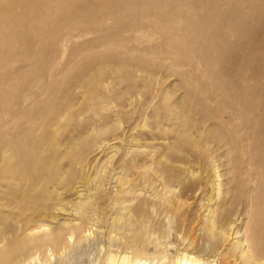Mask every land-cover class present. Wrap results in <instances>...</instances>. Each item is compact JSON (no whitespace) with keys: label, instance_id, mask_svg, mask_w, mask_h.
I'll return each mask as SVG.
<instances>
[{"label":"rangeland","instance_id":"obj_1","mask_svg":"<svg viewBox=\"0 0 264 264\" xmlns=\"http://www.w3.org/2000/svg\"><path fill=\"white\" fill-rule=\"evenodd\" d=\"M14 2V13L0 6V104L4 76L19 69L43 77L23 112L65 108L34 134L31 162L0 143V264L81 218L93 238L71 244L74 264H91L96 243L159 255L167 226L170 256L246 264L244 244L264 249V0ZM98 192L82 215L67 203ZM121 197L122 212L111 203ZM151 202L132 218L136 231L113 230L116 214ZM48 248L38 261L58 251Z\"/></svg>","mask_w":264,"mask_h":264},{"label":"bare ground","instance_id":"obj_2","mask_svg":"<svg viewBox=\"0 0 264 264\" xmlns=\"http://www.w3.org/2000/svg\"><path fill=\"white\" fill-rule=\"evenodd\" d=\"M14 3V0H4V2H0V6L5 13H14ZM42 82L43 77L35 76L34 73H23L19 69H14L11 72L7 73L2 81L0 104V143L2 144L6 153H9L11 156H14L21 162L25 163L31 162L36 152L34 145L36 144L38 134L37 136H35L34 134H36L39 130H42L44 127L49 126L51 124L49 123L50 119H53L55 114H60V111L62 112L65 108V105H59L55 107L42 105L40 108L35 110L34 113H32L34 115L28 114V112H23L24 103L27 101L30 95L34 96V89L39 88L41 85H43ZM97 106H95L93 109L97 108ZM54 122H52V124H54ZM100 146L101 145H97L96 148ZM33 178V174H30V176L28 177L29 180ZM102 185L103 184L101 183V185L97 186L96 189L99 191V187H101ZM100 198L101 197L99 196L98 192V195L95 196L94 202L86 198V200L88 201H67V203L70 204V207H74L73 210L76 214L82 215L90 208H95V205L98 203V200ZM163 202L166 203L167 201ZM111 203L112 206L117 205L119 211L122 212L123 210H126L128 208L129 200L121 197L114 199L113 201H111ZM154 205L155 203L152 202L146 205L137 204L127 216H124L122 213L116 214L113 217V222L111 224L113 230L126 231L127 229L128 233L136 231L133 230L135 229L133 228L135 220H133L132 218L136 214H142V212L145 210V206L150 208L152 212ZM162 207L164 210L167 209V205H163ZM59 208L65 210L61 207ZM166 214L167 212L165 213V215ZM171 218H167L168 225L172 223ZM210 218L211 216L208 215L205 222H208L209 224L204 228V230L206 233L205 235H210L212 246L215 247L218 246V233L215 232L217 224L216 221L211 220ZM94 219L96 224L100 221V218H98L97 216H95ZM148 222H144L141 228L149 226L147 225ZM84 223L85 220H83L82 218L79 222H71L67 224L61 223L56 228L57 232L49 231V234L45 237H30V239L26 241V243H29L27 254L21 255V257L17 259V261L12 262L11 264H54V261H58L59 263L71 261L70 263L74 264L77 256L73 255L74 246L71 244L77 245L81 241H84L86 243L89 238H93L91 237L93 236V232H90V228H84ZM45 226L46 225L40 224V226L38 227H33L31 229L27 228L22 231L25 235L35 234L38 230H42L41 227ZM46 229L49 230V227H47ZM61 229H67V235L65 236V238L59 232ZM174 232L175 231L172 226H167L164 233L158 236V245L162 246L163 248L159 255H149L147 253L145 254L139 252L131 246L121 248L119 245L117 246L118 243L111 244V242L110 245H108L106 248L102 245L97 246L96 243L95 254L89 260V262L91 264H222L221 262L217 263V260L215 261V257L219 255L218 253L204 258L203 255H200L199 253H189L185 249L184 251H177L175 255L170 256L169 249L173 247L174 243L171 240V235L172 233L174 234ZM80 233L82 235H80ZM184 241L185 238L181 237L182 244L184 243ZM52 245L55 247L58 246V251L55 253L49 252L45 259H43L42 261H38L39 259H37V251H39L43 247H46L47 250L50 251L48 246ZM4 255L6 254L4 253L3 256ZM241 257L245 259L246 264H256L259 261L264 262V249L256 252L251 244L246 243L242 247ZM35 260H37V263L35 262ZM78 261L81 260L78 259Z\"/></svg>","mask_w":264,"mask_h":264}]
</instances>
